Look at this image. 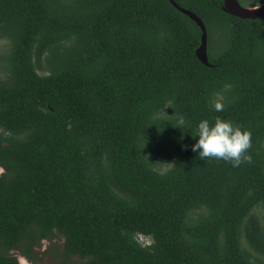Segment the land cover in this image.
I'll return each instance as SVG.
<instances>
[{
	"label": "trees",
	"instance_id": "obj_1",
	"mask_svg": "<svg viewBox=\"0 0 264 264\" xmlns=\"http://www.w3.org/2000/svg\"><path fill=\"white\" fill-rule=\"evenodd\" d=\"M173 1L210 66L171 0H0V264H264V15ZM217 117L251 163L191 151Z\"/></svg>",
	"mask_w": 264,
	"mask_h": 264
},
{
	"label": "clouds",
	"instance_id": "obj_2",
	"mask_svg": "<svg viewBox=\"0 0 264 264\" xmlns=\"http://www.w3.org/2000/svg\"><path fill=\"white\" fill-rule=\"evenodd\" d=\"M224 107V96L214 94L211 108L222 112ZM194 139L196 142L191 146V151L198 153L201 159H222L231 162L233 167L252 162V157L246 154L251 147V132L234 125L228 119L217 117L213 122L200 120L196 125ZM19 264H26V261L21 258Z\"/></svg>",
	"mask_w": 264,
	"mask_h": 264
},
{
	"label": "water",
	"instance_id": "obj_3",
	"mask_svg": "<svg viewBox=\"0 0 264 264\" xmlns=\"http://www.w3.org/2000/svg\"><path fill=\"white\" fill-rule=\"evenodd\" d=\"M172 5L184 15L193 20L202 31L201 45L198 48L196 55L197 58L206 66H210L208 56V30L201 18L190 10L184 9L179 6L175 1L171 0ZM223 10L235 17L241 19H257L264 15V0L259 4L252 7H244L240 4L239 0H223Z\"/></svg>",
	"mask_w": 264,
	"mask_h": 264
},
{
	"label": "rangeland",
	"instance_id": "obj_4",
	"mask_svg": "<svg viewBox=\"0 0 264 264\" xmlns=\"http://www.w3.org/2000/svg\"><path fill=\"white\" fill-rule=\"evenodd\" d=\"M260 3V2H259ZM255 6V5H254ZM5 45H6V42L5 41H0V50H3L5 48ZM4 173V169L0 166V176ZM264 215V213H263ZM55 242V241H54ZM56 243H60L62 244L61 241H56ZM52 243L49 242V241H44L43 244H42V248L41 249H36V251L40 254V256H42L43 252L51 245ZM24 260V259H23ZM26 261V264H34L32 262H28L27 260H24ZM37 264H52L50 258H45L44 261L42 262H38Z\"/></svg>",
	"mask_w": 264,
	"mask_h": 264
},
{
	"label": "flooded vegetation",
	"instance_id": "obj_5",
	"mask_svg": "<svg viewBox=\"0 0 264 264\" xmlns=\"http://www.w3.org/2000/svg\"><path fill=\"white\" fill-rule=\"evenodd\" d=\"M23 258V257H22ZM21 259V258H20ZM24 260H27L28 262H29V260L28 259H26V258H23Z\"/></svg>",
	"mask_w": 264,
	"mask_h": 264
}]
</instances>
